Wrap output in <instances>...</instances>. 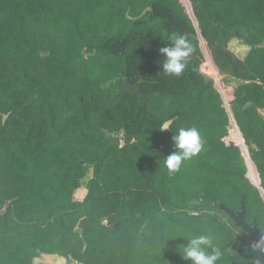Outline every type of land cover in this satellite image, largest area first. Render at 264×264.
<instances>
[{
    "label": "trees",
    "instance_id": "16d2710c",
    "mask_svg": "<svg viewBox=\"0 0 264 264\" xmlns=\"http://www.w3.org/2000/svg\"><path fill=\"white\" fill-rule=\"evenodd\" d=\"M188 2L0 0V264H190L180 246L201 234L217 264H264V242L214 206L244 199L264 231V0ZM177 34L192 52L166 75L158 49ZM202 41L261 190L222 140L230 117L200 70ZM177 127H196L203 147L170 175Z\"/></svg>",
    "mask_w": 264,
    "mask_h": 264
},
{
    "label": "clouds",
    "instance_id": "9594fccd",
    "mask_svg": "<svg viewBox=\"0 0 264 264\" xmlns=\"http://www.w3.org/2000/svg\"><path fill=\"white\" fill-rule=\"evenodd\" d=\"M158 52L163 58L160 62L163 73L178 76L185 69L192 46L185 35L177 34L171 38L170 44L160 47ZM172 128L173 121L170 119L159 126L161 132ZM172 140L175 150L163 158L164 167L170 175L178 172L182 163L200 153L203 147L201 134L196 127H177ZM180 251L182 259L188 260L190 264H217L221 258V251L214 246L212 238L202 234L189 237L187 243L180 246Z\"/></svg>",
    "mask_w": 264,
    "mask_h": 264
},
{
    "label": "rangeland",
    "instance_id": "374dc122",
    "mask_svg": "<svg viewBox=\"0 0 264 264\" xmlns=\"http://www.w3.org/2000/svg\"><path fill=\"white\" fill-rule=\"evenodd\" d=\"M181 2L184 5L187 4L186 0H181ZM202 46H203V44H202ZM203 54H204V61L201 63L202 65L200 67H201L202 71L206 73L207 76L213 77L216 79V85L222 92L223 104L227 108V110L229 111L230 106H229L228 102L231 100V89L221 87L222 84L217 80V78L219 76L217 68L215 67V65L213 63V60H212L211 55L209 53V50L206 49L204 46H203ZM229 117H230V113H229ZM119 134L120 133L117 134L118 137H121ZM243 153H244L243 156L245 155L244 158L247 159V151L245 150V152H243ZM247 167H248L247 176L250 178V181L255 183V184L258 183L259 179L256 175L257 171H256L255 166H254L255 173L254 172L249 173V171H250L249 165ZM260 188H261V186H260ZM86 192H87L86 188L80 187L79 189H77L75 191L73 198L77 201H81L84 198V196L86 195ZM261 193H262V196L264 198V194L262 191H261ZM39 261H43V262H46L48 264H79L78 262L73 260L71 257L61 258V257L51 256V255H43L40 259L36 260L35 264H37Z\"/></svg>",
    "mask_w": 264,
    "mask_h": 264
},
{
    "label": "water",
    "instance_id": "95a60500",
    "mask_svg": "<svg viewBox=\"0 0 264 264\" xmlns=\"http://www.w3.org/2000/svg\"><path fill=\"white\" fill-rule=\"evenodd\" d=\"M123 89L125 91L135 93L139 99L144 102H147L148 98L152 96V93H143L137 84H133L129 80L124 81ZM195 202L196 201H194V203ZM214 206H217L221 211H223L226 216L233 221L234 225L245 232L248 236L260 242H264V231L259 226L257 220L254 219L252 223H249L246 220V207L244 199L241 200L240 207L236 211L229 209L222 203L214 202Z\"/></svg>",
    "mask_w": 264,
    "mask_h": 264
},
{
    "label": "built area",
    "instance_id": "2783aa9c",
    "mask_svg": "<svg viewBox=\"0 0 264 264\" xmlns=\"http://www.w3.org/2000/svg\"><path fill=\"white\" fill-rule=\"evenodd\" d=\"M181 1V0H180ZM187 1V4L186 5H184L182 2V4L186 7V9H187V11L189 12V13H191V8H190V6H189V2H188V0H186ZM202 44H203V46L207 49V47L205 46V44H204V42L202 41V43H201V48H202V53H203V46H202ZM203 57H204V54H203ZM203 61H204V59H203ZM202 65V64H201ZM200 70L202 71V69H201V67H200ZM203 72V71H202ZM203 73H205V72H203ZM206 74V73H205ZM211 78H213V77H211ZM214 79V82H215V86H216V88L218 89V91L220 92V94H221V97H222V100H223V96H222V92H221V90L217 87V85H216V79L215 78H213ZM217 80L220 82V79H219V76H218V78H217ZM221 83V82H220ZM222 84V83H221ZM222 87L223 88H225L224 86H223V84H222ZM231 89V88H230ZM232 98H233V96H232V90H231V100H232ZM230 100V101H231ZM229 101V102H230ZM229 102H228V104H229ZM225 107V106H224ZM226 108V107H225ZM226 110H227V108H226ZM228 111V110H227ZM228 113H230V127H229V130H228V133H227V135H225L223 138H222V140H223V142L226 144V145H230V144H233V145H235V146H237V147H239V149L241 150V152H242V154H244L243 152H245V150L247 151V149H246V146H245V144H244V141H243V138H242V135H241V132H240V130H239V128H238V126H237V124H236V122H235V120H234V118H233V115H232V113H231V110L229 109V111H228ZM245 156V155H244ZM249 163L253 166V168H254V164L252 163V161L250 160V158H249V156H248V153H247V159H246V164H247V166L249 165ZM248 168V167H247ZM247 173H248V170H247ZM256 175H257V177H258V174H257V172H256ZM246 176H247V174H246ZM247 178L249 179V181H250V178L247 176ZM258 179H259V177H258ZM251 182V181H250ZM253 185H255L257 188H259L260 190H261V188H260V179H259V182L258 183H253V182H251Z\"/></svg>",
    "mask_w": 264,
    "mask_h": 264
},
{
    "label": "bare ground",
    "instance_id": "6f19581e",
    "mask_svg": "<svg viewBox=\"0 0 264 264\" xmlns=\"http://www.w3.org/2000/svg\"><path fill=\"white\" fill-rule=\"evenodd\" d=\"M249 168H250L249 173H251V172H254L255 173L254 168H253V166L251 164H249Z\"/></svg>",
    "mask_w": 264,
    "mask_h": 264
}]
</instances>
